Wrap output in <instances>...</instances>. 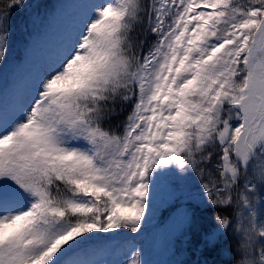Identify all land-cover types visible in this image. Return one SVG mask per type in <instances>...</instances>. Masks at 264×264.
Segmentation results:
<instances>
[{
  "label": "snow or ice",
  "instance_id": "obj_1",
  "mask_svg": "<svg viewBox=\"0 0 264 264\" xmlns=\"http://www.w3.org/2000/svg\"><path fill=\"white\" fill-rule=\"evenodd\" d=\"M84 4L55 66L0 110V264H95L177 172L217 213L206 239L230 230L235 264H264V0ZM24 6L0 0V59Z\"/></svg>",
  "mask_w": 264,
  "mask_h": 264
},
{
  "label": "trees",
  "instance_id": "obj_2",
  "mask_svg": "<svg viewBox=\"0 0 264 264\" xmlns=\"http://www.w3.org/2000/svg\"><path fill=\"white\" fill-rule=\"evenodd\" d=\"M77 1L25 0L22 10L14 9L11 12L8 50L6 57L0 59V108L4 107L8 97L16 92L20 72L23 71L26 61L42 48L43 44H52L65 37L67 28L64 24L68 22V19L61 11H67L68 4ZM59 6L61 11L58 10ZM68 24L69 22L66 25ZM129 109L130 106L125 108L123 114L113 117L112 123L122 121ZM216 163L217 158L214 155L207 167L215 172ZM176 174L179 175L182 184L199 190L202 198L200 203L197 201L192 210L187 208L188 238L183 244H177L174 253L165 264H235L237 259L234 247L235 237L230 230L228 233L221 232L216 236L215 243H210L206 239L212 235L214 229L219 228V225L215 221L217 213L208 203L198 174L189 175L178 172ZM98 255L99 250L89 258H95Z\"/></svg>",
  "mask_w": 264,
  "mask_h": 264
},
{
  "label": "rangeland",
  "instance_id": "obj_3",
  "mask_svg": "<svg viewBox=\"0 0 264 264\" xmlns=\"http://www.w3.org/2000/svg\"><path fill=\"white\" fill-rule=\"evenodd\" d=\"M94 1L82 0L76 7L77 9L75 8L74 18L77 22H73L70 26L67 41L79 25L85 8L84 3ZM98 2H103V0H98ZM62 51L63 49L53 47L47 50L45 46L41 52L36 53L37 56L28 59L18 80L16 97L8 98L7 106L2 110L6 118L13 114L22 98L34 89L39 79L55 66ZM201 198L200 191L183 185L178 174L171 173L161 177L157 183L154 202L145 223L150 226L144 227L138 236L129 234L125 230L111 240L97 241V244L100 243L99 251L101 252L98 255L99 260L108 264H131L133 256L138 254V259L144 261V264H165L169 256L174 253L177 244H183L188 237L189 212L187 208L191 209L197 201L200 203ZM126 239L135 240L125 242Z\"/></svg>",
  "mask_w": 264,
  "mask_h": 264
}]
</instances>
